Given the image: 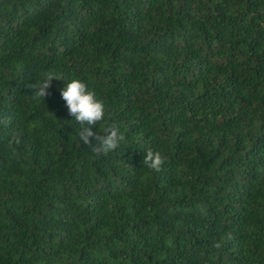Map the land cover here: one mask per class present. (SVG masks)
<instances>
[{
  "label": "trees",
  "instance_id": "1",
  "mask_svg": "<svg viewBox=\"0 0 264 264\" xmlns=\"http://www.w3.org/2000/svg\"><path fill=\"white\" fill-rule=\"evenodd\" d=\"M72 79L125 136L107 156ZM4 118L0 264H264V0H0Z\"/></svg>",
  "mask_w": 264,
  "mask_h": 264
},
{
  "label": "clouds",
  "instance_id": "2",
  "mask_svg": "<svg viewBox=\"0 0 264 264\" xmlns=\"http://www.w3.org/2000/svg\"><path fill=\"white\" fill-rule=\"evenodd\" d=\"M53 79L61 78H58L52 71H46L40 74V79L35 83L27 84L26 86L32 91V98L44 100L49 95L48 89ZM61 96L66 103L69 115L75 117V121L81 126L78 132L79 140L89 145L94 154L107 156L119 148L125 136L117 124L106 126L103 134L93 132V127L105 119V105L102 100L96 98L95 93L89 90L83 81L70 80L61 90ZM0 125L10 127L11 121L8 118L0 119ZM93 140L96 141L94 145ZM19 142L17 133L12 130L7 140V147L14 150ZM142 163L148 169L159 172L164 160L159 151L149 148L145 152ZM214 246L219 248L220 244L217 243Z\"/></svg>",
  "mask_w": 264,
  "mask_h": 264
}]
</instances>
